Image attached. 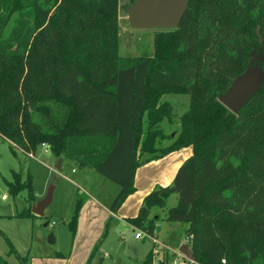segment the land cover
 <instances>
[{
    "label": "trees",
    "instance_id": "16d2710c",
    "mask_svg": "<svg viewBox=\"0 0 264 264\" xmlns=\"http://www.w3.org/2000/svg\"><path fill=\"white\" fill-rule=\"evenodd\" d=\"M188 1L176 29L156 30L151 56L121 57L119 0H0V138L28 156L48 145L117 184L111 214L134 192L138 168L191 147L127 221L150 236L161 220L185 224L190 264H264V0ZM253 56L262 85L233 113L219 98ZM168 95L187 96V109ZM8 184L34 205L31 176ZM18 217L36 218L31 208ZM152 250L142 264L170 263H153Z\"/></svg>",
    "mask_w": 264,
    "mask_h": 264
},
{
    "label": "rangeland",
    "instance_id": "374dc122",
    "mask_svg": "<svg viewBox=\"0 0 264 264\" xmlns=\"http://www.w3.org/2000/svg\"><path fill=\"white\" fill-rule=\"evenodd\" d=\"M130 2L119 0V54L121 57L151 56L156 30L135 29L130 25L127 15ZM164 100L174 103L179 112H184L188 106L187 96L168 95ZM192 152L191 147L183 148L138 168L134 192L111 219L109 207L120 191L117 184L92 169L80 167L74 161L65 160L61 170L57 171L54 167L59 159L44 148L41 147L31 158L21 151L13 152L8 142L0 138V256L8 264H88L92 251L100 245L89 264H142L153 242L148 237L136 239L137 234L144 233L133 229L127 219L136 216L143 198L154 188L162 172L172 166L171 181ZM14 173L20 175L22 182L32 177L36 195L34 205L45 199L48 191L53 189L52 201L45 209L44 217H18L28 208L32 210L34 205L30 206L28 190L17 196L10 192L8 183L14 182ZM79 197L83 202L76 234L73 235L69 222ZM177 201V195L171 196L166 207L158 210L161 217ZM185 228V224L161 220L154 235L161 244L176 250L187 244ZM51 235L53 244L49 243ZM58 253L61 256H57ZM160 257L156 256L155 260ZM23 259H26L25 262Z\"/></svg>",
    "mask_w": 264,
    "mask_h": 264
},
{
    "label": "water",
    "instance_id": "95a60500",
    "mask_svg": "<svg viewBox=\"0 0 264 264\" xmlns=\"http://www.w3.org/2000/svg\"><path fill=\"white\" fill-rule=\"evenodd\" d=\"M188 0H134L127 10L130 25L135 29L173 30L176 29L188 7ZM263 61V57L259 58ZM253 56L252 67L243 75L238 76L230 88L223 93L219 100L233 113L239 112L252 99L260 89L263 82V74ZM62 159H59L54 169L61 170ZM53 189L48 191L42 201L35 204L32 213L37 217H44L45 209L52 201ZM49 243H54V238L49 237ZM187 259L193 261L194 257L188 244L178 248Z\"/></svg>",
    "mask_w": 264,
    "mask_h": 264
},
{
    "label": "built area",
    "instance_id": "2783aa9c",
    "mask_svg": "<svg viewBox=\"0 0 264 264\" xmlns=\"http://www.w3.org/2000/svg\"><path fill=\"white\" fill-rule=\"evenodd\" d=\"M42 148L45 149V151H49V147L48 145H42ZM31 158H34L33 155H30ZM112 216H115V214H112ZM143 235V236H142ZM136 239H143L145 237H148L152 240L153 242V250H152V255H153V263H156L160 258H162L164 255H170L172 257V259L170 260L169 264H190V260L187 259L182 253L179 252L178 249L173 250L170 249L168 246H166L165 244H161L158 241L157 236H150V235H146L144 234H137ZM161 255V257L157 260H155L156 256Z\"/></svg>",
    "mask_w": 264,
    "mask_h": 264
},
{
    "label": "crops",
    "instance_id": "0c3cea01",
    "mask_svg": "<svg viewBox=\"0 0 264 264\" xmlns=\"http://www.w3.org/2000/svg\"><path fill=\"white\" fill-rule=\"evenodd\" d=\"M166 158V157H165ZM64 162V161H63ZM63 162H62V164H63ZM155 162H157V161H154V163ZM151 163H153V162H151ZM151 163H149V164H151ZM172 170H173V168H172V166H171V168L169 167V170H166L165 172H162V177L160 176V178H158V179H156L157 180V183L155 184V186H154V188L156 187V186H166V185H168L172 180H173V178H172V180L170 181V179H171V177H172ZM73 172H75V170L73 169ZM164 176H165V178H164ZM157 178V177H156ZM152 179H155V178H152ZM151 179V180H152ZM168 181V182H167ZM170 181V182H169ZM146 257V256H145ZM145 259V258H144Z\"/></svg>",
    "mask_w": 264,
    "mask_h": 264
}]
</instances>
